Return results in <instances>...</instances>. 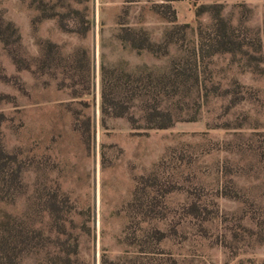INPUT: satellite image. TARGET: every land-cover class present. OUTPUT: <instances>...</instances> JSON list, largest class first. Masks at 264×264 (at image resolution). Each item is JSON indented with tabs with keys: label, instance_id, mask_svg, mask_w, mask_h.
Here are the masks:
<instances>
[{
	"label": "rangeland",
	"instance_id": "1",
	"mask_svg": "<svg viewBox=\"0 0 264 264\" xmlns=\"http://www.w3.org/2000/svg\"><path fill=\"white\" fill-rule=\"evenodd\" d=\"M0 264H264V0H0Z\"/></svg>",
	"mask_w": 264,
	"mask_h": 264
},
{
	"label": "trees",
	"instance_id": "2",
	"mask_svg": "<svg viewBox=\"0 0 264 264\" xmlns=\"http://www.w3.org/2000/svg\"><path fill=\"white\" fill-rule=\"evenodd\" d=\"M128 32V31H127ZM126 39V38H125ZM127 40H131V45L135 48H147L148 50H153L154 47L148 38L145 37L143 42L140 45L136 44V39L129 37ZM146 42V43H144ZM143 44V45H142ZM166 74H163L161 77H165ZM128 78V83L132 74H126ZM127 82V81H126ZM177 87H174L173 90H169L163 84L161 87L160 94L171 95L172 92L176 91ZM123 95L117 97L112 96L111 93H106L104 87H102L101 93V112L102 114L112 115V116H125L131 124H134L135 117L129 113V109L133 106H138L142 112V127L145 129L151 128H166L173 124V115L171 111L163 107L159 100L152 102L151 94L146 89L142 88L139 85L125 84L123 87ZM137 104V105H136Z\"/></svg>",
	"mask_w": 264,
	"mask_h": 264
},
{
	"label": "built area",
	"instance_id": "3",
	"mask_svg": "<svg viewBox=\"0 0 264 264\" xmlns=\"http://www.w3.org/2000/svg\"><path fill=\"white\" fill-rule=\"evenodd\" d=\"M186 2H188V1H191V0H185Z\"/></svg>",
	"mask_w": 264,
	"mask_h": 264
}]
</instances>
